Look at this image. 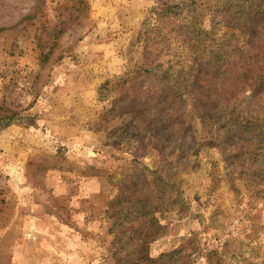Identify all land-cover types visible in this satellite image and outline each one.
<instances>
[{"label":"rangeland","instance_id":"1","mask_svg":"<svg viewBox=\"0 0 264 264\" xmlns=\"http://www.w3.org/2000/svg\"><path fill=\"white\" fill-rule=\"evenodd\" d=\"M161 2L210 30L215 0H0V114L13 116L0 127V264H112L105 209L116 180L142 177L179 147L158 142L143 100L128 105L132 72L155 52L144 37ZM166 44L151 81L184 93L180 121L204 136L209 113L186 95L190 54L180 40ZM192 159L198 168L181 174L189 209L157 213L164 230L150 254L195 237L223 250L222 264L260 257L264 195L247 190L217 148ZM190 262L207 264L197 253Z\"/></svg>","mask_w":264,"mask_h":264},{"label":"trees","instance_id":"2","mask_svg":"<svg viewBox=\"0 0 264 264\" xmlns=\"http://www.w3.org/2000/svg\"><path fill=\"white\" fill-rule=\"evenodd\" d=\"M195 2L189 0V6ZM209 10L210 30L195 17L181 19L180 4L161 2L153 11L157 18L147 27L144 46L155 52L132 72L128 105L143 100L146 126L155 131L158 142H175L179 147L174 159L159 155L154 167L144 168L142 177L123 175L116 180V195L105 209L111 221L108 259L112 264H189L195 253L207 264H222L225 252L218 246L203 250L195 237L157 256L150 254V245L164 230L157 213L176 209L184 214L189 209L181 174L198 168L192 158L203 147L217 148L246 189L264 195V0H215ZM216 18L220 24L214 31ZM170 40H180L190 54L193 79L186 95L209 113L212 125L204 136L190 135L180 121L187 104L184 93L167 79L151 81L159 66L156 56L162 47H170L166 44ZM214 109L223 110L222 114L212 116ZM12 119L0 114V127L10 125ZM246 264H264V250L260 257L248 256Z\"/></svg>","mask_w":264,"mask_h":264}]
</instances>
